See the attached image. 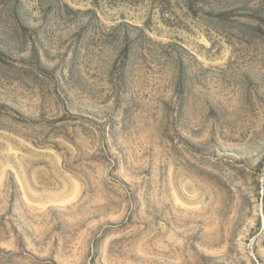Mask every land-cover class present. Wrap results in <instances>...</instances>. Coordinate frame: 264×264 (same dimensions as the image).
Masks as SVG:
<instances>
[{"label": "rangeland", "instance_id": "obj_1", "mask_svg": "<svg viewBox=\"0 0 264 264\" xmlns=\"http://www.w3.org/2000/svg\"><path fill=\"white\" fill-rule=\"evenodd\" d=\"M0 264H264V0H0Z\"/></svg>", "mask_w": 264, "mask_h": 264}]
</instances>
